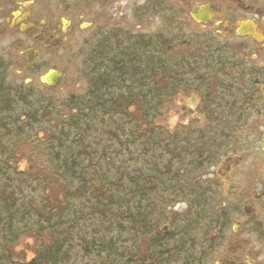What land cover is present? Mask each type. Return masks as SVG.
<instances>
[{
  "label": "trees",
  "instance_id": "obj_1",
  "mask_svg": "<svg viewBox=\"0 0 264 264\" xmlns=\"http://www.w3.org/2000/svg\"><path fill=\"white\" fill-rule=\"evenodd\" d=\"M143 52V68L134 57L124 72L102 65L65 100L13 85L0 64V264H202L213 254L228 213L196 174L210 151L193 144L202 131L174 141L156 124L173 95L171 61ZM19 146L40 166L19 171ZM178 200L186 214L162 235ZM24 239L33 242L28 261L14 250Z\"/></svg>",
  "mask_w": 264,
  "mask_h": 264
},
{
  "label": "flooded vegetation",
  "instance_id": "obj_2",
  "mask_svg": "<svg viewBox=\"0 0 264 264\" xmlns=\"http://www.w3.org/2000/svg\"><path fill=\"white\" fill-rule=\"evenodd\" d=\"M86 38L94 45L87 61L90 78L102 65L124 72L128 57L143 68V47L151 61H171L173 95L166 108L176 118L171 130L161 126L164 108L156 124L174 141L202 131L193 144L206 142L210 152H202L199 184L215 189L228 213L224 232L218 234L222 224H216L215 250L202 264H213L219 250L215 264H264V0H0V64L9 82L14 59L24 72L37 74L47 56ZM176 59L187 67L176 69ZM49 71L54 70L44 75ZM41 77L42 87L57 86L43 84ZM108 82L116 86L111 76ZM188 96L191 122L180 120L176 107L177 99ZM189 144L183 147L191 149ZM186 211L185 200L171 203L158 231L168 234L169 220Z\"/></svg>",
  "mask_w": 264,
  "mask_h": 264
},
{
  "label": "rangeland",
  "instance_id": "obj_3",
  "mask_svg": "<svg viewBox=\"0 0 264 264\" xmlns=\"http://www.w3.org/2000/svg\"><path fill=\"white\" fill-rule=\"evenodd\" d=\"M93 44L87 40V38L82 42H78L77 40H74L70 43H67L64 45L62 50L52 53L46 58L47 65L46 67L39 71L37 74L26 73L25 66H23L22 62L19 59L13 60V67L10 69H7L8 72V78L13 83H19L22 84L26 82L27 84L32 85V87H35V89H38L39 91L43 92L46 95H53L56 99L65 100L69 96H76L82 94L86 89L87 85L89 83V77L87 73V61L89 54L91 53V50L93 49ZM24 70V71H23ZM48 70H54L56 72H59L61 74V79L57 86L46 89L42 87L39 84V78L44 75V73ZM180 101H177L176 107L178 108V111L181 112V115L179 117L180 120H182L184 117H186L187 122L188 121H194L193 118L191 119L190 115V106L191 104L188 103L190 101L189 96L187 98H180L177 99ZM165 114V115H164ZM164 117L162 121L159 122V124L168 130H171L174 126L173 122L176 116L172 113V110L168 112V108L165 109L163 113ZM162 115V116H163ZM189 117L187 118V116ZM198 117V114H197ZM262 128L264 127V124H260ZM260 126V127H261ZM261 128V129H262ZM254 139H252V144L255 145L257 148L259 145V142H254ZM31 149L30 147H24L19 146V152L18 154L21 155L23 160L25 161H19L16 165V168L19 170H26L28 166L35 168L40 166V163L36 159L33 160L30 165L26 163L25 157H28ZM40 152H36V155ZM42 164V160H41ZM30 168V169H32ZM32 171V170H31ZM27 172V171H25ZM218 182V180H216ZM239 184V183H238ZM241 185V184H239ZM222 188V189H221ZM220 189L223 192L230 191L229 188L222 186ZM235 189V188H233ZM228 202L230 204H236V200L234 199H228ZM180 208V207H178ZM181 210V209H180ZM231 228V226L229 227ZM224 239L226 241L223 243L224 245H227L229 243V235H225ZM33 242L29 239L21 240L18 244V246L15 247V252L18 254V257L21 259H24L26 261L30 260L32 258V250H33ZM225 248V247H223ZM221 250L217 252L215 255V258H213V264H215L218 259L220 258Z\"/></svg>",
  "mask_w": 264,
  "mask_h": 264
},
{
  "label": "water",
  "instance_id": "obj_4",
  "mask_svg": "<svg viewBox=\"0 0 264 264\" xmlns=\"http://www.w3.org/2000/svg\"><path fill=\"white\" fill-rule=\"evenodd\" d=\"M60 78V74L55 71H49L47 74L41 77V82L47 86L55 85ZM262 149L264 150V137L262 138ZM166 228H163L165 230Z\"/></svg>",
  "mask_w": 264,
  "mask_h": 264
}]
</instances>
